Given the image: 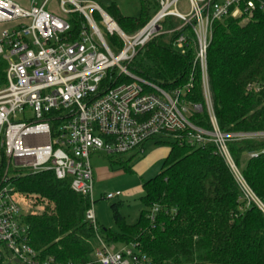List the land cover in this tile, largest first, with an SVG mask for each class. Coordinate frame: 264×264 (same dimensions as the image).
<instances>
[{"label":"built area","instance_id":"built-area-1","mask_svg":"<svg viewBox=\"0 0 264 264\" xmlns=\"http://www.w3.org/2000/svg\"><path fill=\"white\" fill-rule=\"evenodd\" d=\"M48 1L31 0L29 6H23L0 0V23L11 24L0 32V58L7 63V82L0 89V249L5 252V264L54 261L40 263L39 252L29 243L20 208L24 193L16 184L19 178L41 171H52L60 180L70 179L75 192L89 197L86 219L97 233L96 264H148V256L137 243H124L111 251L98 233L92 207L95 178L91 156L118 159L126 153L143 154L149 141L214 144L238 184L241 200L264 213L263 201L229 149L231 141L264 139V131L220 128L208 71L214 24L228 17L246 19L257 8L264 12V0H188L187 12L179 8L181 0H153L157 9L133 33L125 32L98 0H58L60 16L48 9ZM73 13L84 17L77 37L71 33ZM96 13L101 17L98 20ZM168 18L176 27L165 29ZM174 33L173 47L181 54L192 50L194 62L187 84L169 90L138 75L130 65L152 39ZM197 74L202 80L204 105L186 98ZM253 88L256 85L249 86ZM204 108L210 128L191 120ZM260 153L264 150L247 157ZM122 194L117 190L103 198L112 200ZM159 211L158 205L150 209L147 217L151 223Z\"/></svg>","mask_w":264,"mask_h":264},{"label":"trees","instance_id":"trees-1","mask_svg":"<svg viewBox=\"0 0 264 264\" xmlns=\"http://www.w3.org/2000/svg\"><path fill=\"white\" fill-rule=\"evenodd\" d=\"M139 1V17L124 15L115 2L104 7L125 32L133 33L148 22L158 6L153 0ZM70 16L72 36L77 37L84 17L78 13ZM243 17H228L214 24L208 49L213 106L223 131H264V12L257 8ZM176 25L171 18L164 21L165 29ZM177 33L152 39L138 51L131 69L169 90L187 84L194 53L181 54L173 47ZM6 67L0 58V89L7 82ZM253 84L257 88L249 89ZM186 98L204 105L199 74ZM191 120L203 128L211 126L205 108ZM156 143H167L169 152L160 173L142 184L141 200L146 209L137 222L129 224L120 205L113 203L119 230L99 225L100 236L108 242L137 243L148 256V264H264V213L241 200L238 184L215 145L191 146L176 140ZM229 149L264 203V153L243 160L248 153L264 150V139L231 141ZM109 158L112 164L132 171L130 160ZM16 184L20 192L46 200L42 212L23 216L29 243L39 252L40 263L53 259L52 264H96L97 233L86 219L89 197L75 192L70 179L60 180L52 171L28 174ZM154 205L160 211L151 223L147 214ZM5 258L0 249V264H5Z\"/></svg>","mask_w":264,"mask_h":264},{"label":"rangeland","instance_id":"rangeland-1","mask_svg":"<svg viewBox=\"0 0 264 264\" xmlns=\"http://www.w3.org/2000/svg\"><path fill=\"white\" fill-rule=\"evenodd\" d=\"M23 6H29L31 0H14ZM102 5H106L115 2L120 11L124 15L139 17L141 14V5L139 0H98ZM42 0H38L41 4ZM179 8L183 12L189 10L188 0H181ZM48 9L56 10L57 15H63L58 9V0H49ZM108 13V12H107ZM79 14V13H78ZM109 14V13H108ZM110 15V14H109ZM111 16V15H110ZM71 17V16H70ZM112 17V16H111ZM101 17H96L100 19ZM9 23H0V32L8 27ZM104 30V28H103ZM107 37V33H104ZM169 37V35L167 34ZM74 37V36H73ZM116 40L117 37H113ZM28 117L31 113L28 112ZM169 145L167 143H156L149 141L145 146L144 153H126L118 156L119 159L127 161L131 156L130 166L132 171H126L121 164H112L110 158L104 154H93L91 156V163L93 166L95 188H94V200L92 204L95 212L96 219L99 225H103L106 228L114 231L119 230L118 223L113 217L111 205L113 203L119 204V210L121 215L125 218L126 222L133 224L138 221L141 212L146 209V206L141 200L144 192L142 190V184L144 181L159 174L162 168V163L168 154ZM247 159V156L243 157V160ZM242 169V168H241ZM120 190L123 194L120 197L112 200L103 198V195L108 192H115ZM46 200L36 194H24L22 201L20 202L21 213L24 216L29 214H37L44 210ZM105 240V239H104ZM105 243L111 251H116L122 247V242H108Z\"/></svg>","mask_w":264,"mask_h":264},{"label":"crops","instance_id":"crops-1","mask_svg":"<svg viewBox=\"0 0 264 264\" xmlns=\"http://www.w3.org/2000/svg\"><path fill=\"white\" fill-rule=\"evenodd\" d=\"M168 152H169V150H168ZM167 155H168V154H167ZM167 155H166V156H167ZM132 158H133V156H131L129 160H131ZM123 244H124V243H123Z\"/></svg>","mask_w":264,"mask_h":264},{"label":"bare ground","instance_id":"bare-ground-1","mask_svg":"<svg viewBox=\"0 0 264 264\" xmlns=\"http://www.w3.org/2000/svg\"><path fill=\"white\" fill-rule=\"evenodd\" d=\"M112 27H115V24L114 23H112V25H111Z\"/></svg>","mask_w":264,"mask_h":264}]
</instances>
